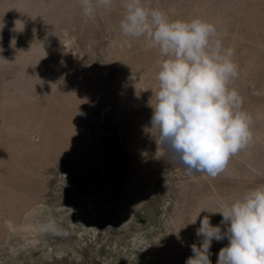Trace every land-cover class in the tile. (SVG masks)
<instances>
[{"label": "rangeland", "instance_id": "1", "mask_svg": "<svg viewBox=\"0 0 264 264\" xmlns=\"http://www.w3.org/2000/svg\"><path fill=\"white\" fill-rule=\"evenodd\" d=\"M124 3L0 0V264H185L205 215L264 186V0H142L234 49L252 139L214 178L157 149L163 57L122 35ZM34 209L38 231L8 228Z\"/></svg>", "mask_w": 264, "mask_h": 264}, {"label": "clouds", "instance_id": "2", "mask_svg": "<svg viewBox=\"0 0 264 264\" xmlns=\"http://www.w3.org/2000/svg\"><path fill=\"white\" fill-rule=\"evenodd\" d=\"M80 3L83 14L91 17L112 0ZM124 10L122 35L143 38L163 57L156 77L159 87L153 92L157 102L149 101L152 128L159 130L157 149L167 147L189 174L216 177L252 139L251 117L242 110L238 91L229 87L238 74L234 49L223 46L210 22L170 20L142 0H125ZM222 207L213 213L222 216L220 224L212 225L207 215L200 220L196 235L202 240L192 245L185 264H212V242L224 239L228 244L220 249L216 264H264V186Z\"/></svg>", "mask_w": 264, "mask_h": 264}, {"label": "bare ground", "instance_id": "3", "mask_svg": "<svg viewBox=\"0 0 264 264\" xmlns=\"http://www.w3.org/2000/svg\"><path fill=\"white\" fill-rule=\"evenodd\" d=\"M24 217H25V220L24 221L22 220L23 222L20 225H15L16 222L15 223L10 222L9 224L7 223L8 228L12 229L16 226L15 229L17 228L21 233L22 232H25V233L31 232L33 230L38 231L40 229V227H41L40 222L41 221L39 222V212H37V209H34L31 212H28ZM33 218H36L37 221L33 222L32 221ZM11 220H9V221H11ZM19 231H18V233H19Z\"/></svg>", "mask_w": 264, "mask_h": 264}]
</instances>
